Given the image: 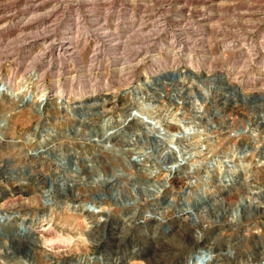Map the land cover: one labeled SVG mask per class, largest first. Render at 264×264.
Returning a JSON list of instances; mask_svg holds the SVG:
<instances>
[{"label": "rangeland", "instance_id": "374dc122", "mask_svg": "<svg viewBox=\"0 0 264 264\" xmlns=\"http://www.w3.org/2000/svg\"><path fill=\"white\" fill-rule=\"evenodd\" d=\"M33 17L32 30L46 35L22 48L20 22ZM0 35V80L18 70L15 85L26 67L49 69L39 110L0 99V208L24 203L21 217L41 218L31 253L13 238L21 217L0 224V264L31 254L36 264H185L195 237L218 248L209 257L197 250V259L207 254L199 264H232L235 250L242 258L233 264L263 256L264 0H0ZM75 35L80 51L86 44L81 63L58 54ZM42 41L53 46L40 59ZM127 107L159 123L127 127ZM242 213L247 220L228 223ZM42 227L66 241L42 248Z\"/></svg>", "mask_w": 264, "mask_h": 264}, {"label": "bare ground", "instance_id": "6f19581e", "mask_svg": "<svg viewBox=\"0 0 264 264\" xmlns=\"http://www.w3.org/2000/svg\"><path fill=\"white\" fill-rule=\"evenodd\" d=\"M167 3V2H166ZM12 4V3H11ZM218 4V3H217ZM17 5V4H16ZM213 5V4H212ZM92 6V5H91ZM23 7V6H22ZM78 7V6H77ZM34 8V7H33ZM51 8V7H50ZM218 8V7H217ZM9 9V8H8ZM124 9V8H123ZM48 10V9H47ZM106 10V9H105ZM189 10V9H188ZM208 10V9H207ZM92 11V10H91ZM104 12V11H103ZM219 12V11H218ZM119 13V12H118ZM46 14V13H45ZM107 15V14H106ZM131 16V15H130ZM32 17V16H31ZM107 17V16H106ZM134 17V16H133ZM79 18V17H78ZM41 19V18H40ZM43 19V18H42ZM46 19H48V18H46ZM97 19V18H96ZM119 19V18H118ZM128 19V18H127ZM167 19V18H166ZM85 20V19H84ZM83 20V21H84ZM90 20V19H89ZM162 20V19H161ZM9 21V20H8ZM38 21V20H37ZM43 21V20H42ZM104 21V20H103ZM140 22V21H139ZM34 17L33 18H27V19H23V20H21V22H20V28H22L23 30L22 31H19L18 30V32H19V34L17 33V36H18V38H17V42L19 43V44H17L18 46H20V47H26V48H28V47H31L32 45H33V43H35L36 41H37V39L39 38V36H40V38H44V37H42L43 35H46L45 33H46V31H47V28L46 27H44V26H41V29L39 30V31H37V30H35V31H33L32 30V26H34ZM44 23V22H43ZM6 24V23H5ZM125 24V23H124ZM4 25V24H3ZM81 25V24H80ZM80 25H79V27H80ZM103 25H105V24H103ZM131 25V24H130ZM135 26V25H134ZM163 26V25H162ZM169 26V25H168ZM204 26V25H203ZM79 27H78V30H79ZM98 27V26H97ZM104 27V26H103ZM106 27V26H105ZM139 27V26H138ZM141 27V26H140ZM158 27V26H157ZM83 28V27H82ZM116 28V27H115ZM4 29V28H3ZM95 29H97V28H95ZM107 29V28H106ZM140 29V28H139ZM180 29V28H179ZM105 30V29H104ZM103 30V31H104ZM138 30V29H137ZM183 30V29H182ZM28 31V32H27ZM84 31V30H83ZM82 31V32H83ZM107 31H108V29H107ZM110 31H112V30H110ZM187 31V30H186ZM94 32H95V30H94ZM146 32V31H145ZM194 32V31H193ZM70 33V32H69ZM76 33H78V32H76ZM81 32L79 31V35H77V37H79V40H82L81 39V37H82V35L80 34ZM107 33V32H106ZM109 33V32H108ZM107 33V34H108ZM106 34V35H107ZM115 34V33H114ZM135 34V33H134ZM144 34V33H143ZM177 34V33H176ZM50 35V34H49ZM74 35V34H73ZM85 35H86V33H85ZM193 35V34H192ZM1 36V35H0ZM67 36V35H66ZM176 36V35H175ZM76 37V35L75 36H70V37H68L67 38V41L66 42H61L60 44H59V51H61L62 53H60V52H58V54H63V53H67L68 52V55H70V57H75L76 58V60L77 61H79L80 63H81V60H82V48L84 49L85 47H86V44L85 45H83L82 46V48H81V51L78 49V46H77V43H79V40L78 39H76L75 38ZM102 37V36H101ZM107 37V36H106ZM5 38V37H4ZM55 38V37H54ZM65 38V37H64ZM83 38V37H82ZM203 38V37H202ZM118 39V38H117ZM125 39V38H124ZM83 40H85V39H83ZM82 40V41H83ZM106 40V39H105ZM104 40V41H105ZM107 40H108V38H107ZM137 40V39H136ZM192 40V39H191ZM202 40V39H201ZM15 41V40H14ZM51 42L52 41H54V39L53 40H50ZM65 41V40H64ZM77 41V42H76ZM81 41V42H82ZM110 41V40H109ZM119 41V40H118ZM194 41V40H193ZM244 41V40H243ZM10 42V41H9ZM43 42V41H42ZM105 42H107V41H105ZM112 42H113V40H112ZM190 42V41H189ZM188 42V43H189ZM7 43V42H6ZM85 43V42H84ZM136 43V42H135ZM8 44V43H7ZM42 44V46H41V51H39L38 53H36L35 54V56L37 57V58H42L45 54H46V52L48 51V49L51 47V46H53V43H46V41H44L43 43H41ZM99 44V43H98ZM107 44V43H106ZM109 44V43H108ZM107 44V45H108ZM117 44V43H116ZM122 44V43H121ZM201 44V43H200ZM9 45V44H8ZM11 45V44H10ZM79 45V44H78ZM113 45V44H112ZM111 45V46H112ZM151 45V44H150ZM189 45V44H188ZM6 46V45H5ZM100 46V45H99ZM98 46V47H99ZM111 46H109V47H111ZM114 46V45H113ZM112 46V47H113ZM133 46V45H132ZM191 46V45H190ZM195 46V45H194ZM120 47V46H119ZM139 47V46H138ZM137 47V48H138ZM208 47V46H207ZM252 47V46H251ZM123 48V47H122ZM253 48H254V46H253ZM51 50V49H50ZM98 49H96V48H94L93 50H92V55H91V57L93 58V59H95L96 58V56H97V54H98V51H97ZM163 50V49H162ZM171 50V49H170ZM203 50V49H202ZM174 52V51H173ZM51 53V52H50ZM206 53V52H205ZM116 54V53H115ZM67 55V54H66ZM263 55V54H262ZM34 56V55H33ZM34 56V57H35ZM48 56V55H47ZM204 56V55H203ZM130 57V56H129ZM58 58V57H57ZM32 59H33V57H32ZM35 59V58H34ZM51 59V58H50ZM240 59V58H239ZM75 60V59H74ZM73 60V61H74ZM123 60V59H122ZM248 60V59H247ZM43 61V60H42ZM36 62V61H35ZM141 62V61H140ZM77 63V62H76ZM79 63V64H80ZM238 63V62H237ZM39 64V63H38ZM47 64H48V62H47ZM137 64H139L138 62L136 63L135 62V64L134 65H137ZM30 65V64H29ZM48 65H50V64H48ZM49 67V66H48ZM96 67V66H95ZM122 67V66H121ZM36 68V67H35ZM126 68V67H125ZM18 69V68H17ZM102 69V68H101ZM242 69V68H241ZM48 68H45L44 70H42L41 72H37L36 70H34L32 67H26L25 69H24V73H23V75H22V77H21V79L17 82V84H13V81H14V78H15V76L17 75V73L19 72L18 70H14L13 72H12V74H10L9 75V77H5V78H3L2 80H0V99L2 98V99H6L7 100V102L8 103H16V104H19V106H24V105H26V106H28L30 109H37V110H39L40 109V107H41V105L42 104H44L43 102H45L46 100H47V96H48V94H49V92L47 91V88L45 87V85L43 84V80H44V76L46 75V74H48L47 72H48ZM88 70V69H87ZM114 71V70H113ZM60 72H62V71H60ZM90 72V71H89ZM110 73V72H109ZM20 74H22V73H20ZM168 76L170 75V77H172V76H176V74L174 73H169V74H167ZM61 76H62V74H61ZM94 76V75H93ZM124 76V75H123ZM20 77V76H19ZM118 77V76H117ZM122 77V76H121ZM127 78V77H126ZM161 78H165V77H161ZM217 78H218V81L220 82V84H222V85H224V87H225V90L227 91V89H229L230 87L229 86H227V84L225 83V76L223 75V76H220V75H218L217 76ZM82 79V78H81ZM160 78H156V80H159ZM71 81H73V79H70ZM125 80V79H124ZM130 81H131V79H130ZM70 82V81H69ZM131 83V82H130ZM54 84H56V86L58 87V88H60L59 86H60V84H59V82H57V83H54ZM129 84V83H128ZM147 83L146 82H141L140 84H139V86L141 87V88H143V87H146L147 85H146ZM123 85V84H122ZM148 85H150V82L148 83ZM229 87V88H228ZM34 90V91H33ZM142 91V90H141ZM112 92V91H111ZM208 92V91H207ZM56 96L59 98L58 99V102H60V104H61V107H63V106H65V103H66V101H65V99H64V97H66L64 94H63V92H61L60 90H58V91H56ZM106 95H107V93H105ZM189 94V93H188ZM111 95V94H110ZM179 95V94H178ZM144 100H146V99H144ZM158 102V101H157ZM190 102V101H189ZM176 103H178V102H176ZM171 104V103H170ZM186 104V103H185ZM60 107V108H61ZM93 107V105H87V106H85V108H86V110L88 109H90V108H92ZM95 107V106H94ZM79 109L81 108V106L80 107H78ZM123 108V107H122ZM173 108V107H172ZM200 108V107H199ZM198 108V109H199ZM76 109V108H75ZM82 109V108H81ZM141 110V109H140ZM133 110V109H130L129 107H127L126 108V110H125V114H124V118H123V120L121 121V123L122 124H124V125H126L127 127H131L132 125H137L139 128H140V130H146V129H149V130H154V126L155 125H157V123H159V122H157L158 120L156 119L155 120V116L154 117H152L150 114H147V112H145V110ZM152 110V109H151ZM170 110H172V109H170ZM173 111V110H172ZM180 111V110H179ZM89 112V111H88ZM72 113V112H71ZM124 113V112H123ZM73 114V113H72ZM91 114V113H90ZM75 117H77V116H75ZM80 117H82V115L80 116ZM144 117L146 118V119H148V120H145L144 121ZM78 119V118H77ZM82 119V118H81ZM80 119V120H81ZM108 119V118H107ZM108 121V120H107ZM200 121V120H199ZM93 122V121H92ZM167 124H169V123H167ZM171 124V123H170ZM1 125L2 124H0V127H1ZM160 126V125H159ZM92 127V126H91ZM105 130H110V129H119L120 130V128L119 127H117V128H114V127H111L110 125H107V124H105ZM125 128V127H124ZM135 129V128H134ZM81 130V129H80ZM125 130V129H124ZM149 132V131H148ZM156 132H158V131H156ZM105 133H107V131L105 132ZM118 132H116V133H114V135L115 134H117ZM161 134H159V136H160ZM88 136V135H87ZM113 137V136H112ZM123 137V136H122ZM153 137V136H152ZM158 137V136H157ZM182 137V136H181ZM180 137V138H181ZM108 138V137H107ZM110 138V137H109ZM161 138V137H160ZM179 138V135H173L172 136V140L173 141H169L170 143H172V142H174L176 139H178ZM166 139V138H165ZM106 141V140H105ZM147 141V140H146ZM192 141V140H191ZM162 142H164V141H162ZM169 143V144H170ZM196 143V142H195ZM201 143H203V142H201ZM74 144V143H73ZM162 144V143H161ZM174 144V143H173ZM177 144V143H176ZM190 145V144H189ZM91 146V145H90ZM185 146V145H184ZM71 147V146H70ZM85 147V146H84ZM99 147V146H98ZM97 147V148H98ZM164 147V146H163ZM189 147V146H188ZM200 147V146H199ZM131 148V147H130ZM183 148V147H182ZM169 149V148H168ZM196 149V148H195ZM185 150H187V149H185ZM194 150V149H193ZM96 151V150H95ZM162 151V150H161ZM167 151V150H166ZM77 152V151H76ZM185 152H187V151H185ZM185 152H184V154H185ZM190 152V151H189ZM87 153V152H86ZM162 153V152H161ZM40 154V153H39ZM181 154V153H180ZM195 154H197V155H199V154H202V151H198L197 153H195ZM80 155V154H79ZM183 155V154H182ZM190 155L191 154H189L188 155V157L190 158ZM203 155V154H202ZM195 155H192V157H194ZM200 156V155H199ZM134 157V156H133ZM180 158H182L181 159V161L182 160H185L186 159V156H185V158H183V156L181 157V156H179ZM197 157V156H196ZM119 158V157H118ZM148 158V157H147ZM126 159V158H125ZM149 159V158H148ZM197 159V158H196ZM132 160V159H131ZM145 160V159H144ZM144 160H142V161H144ZM193 160V159H192ZM198 160V159H197ZM232 161V160H231ZM231 161H230V163H231ZM186 162V161H185ZM200 162V161H199ZM202 162V161H201ZM154 163V162H153ZM197 163V162H196ZM146 164V162L144 161V165ZM188 164V163H187ZM192 164V163H191ZM195 164V163H194ZM233 164V163H232ZM139 165V164H138ZM193 165V164H192ZM191 165V166H192ZM149 166V165H148ZM186 166V165H185ZM199 166V165H198ZM143 167V166H142ZM2 168V167H1ZM176 168V167H175ZM201 168V167H200ZM233 169V168H232ZM175 170V169H174ZM181 170V169H180ZM179 170V171H180ZM229 170V169H228ZM154 171H155V169H154ZM168 172H169V174H171V172H172V168H169V170H168ZM151 173H154V172H151ZM181 173V172H180ZM185 173V172H184ZM6 174V173H5ZM168 174V175H169ZM173 174V173H172ZM151 175V174H150ZM26 177V176H25ZM242 182V181H241ZM244 183V182H243ZM251 184V183H250ZM112 186V185H111ZM22 188V187H21ZM20 188V189H21ZM112 188V187H111ZM253 190H255V189H253ZM249 191V190H248ZM256 191H258V189L256 190ZM260 191L261 190H259V192H257L258 194L260 193ZM163 192V189L161 190V191H159V192H157V193H162ZM254 194H257L256 192H253ZM21 194V193H20ZM19 196V195H18ZM258 196V195H257ZM1 197H5V194H3ZM77 197V195H73V196H71V199H77L76 198ZM18 198V197H17ZM10 199V198H9ZM15 199V198H14ZM18 200V199H17ZM52 200L51 199H48V198H45V200H44V202H45V204L44 205H51V202ZM14 202V201H13ZM16 202V201H15ZM54 203V202H53ZM52 203V204H53ZM74 203V201H65V206H63V207H69V206H72L73 208H74V210L75 211H78L77 210V206H75V205H72ZM10 205H11V202H10ZM9 204H6V203H3V205L1 206V208H0V224L1 223H9V222H11V221H13V220H15L17 217H21V212L22 211H25V210H27V208H29V206L27 205V204H24V203H19L18 202V204L16 203L15 205L13 204V205H11L10 206ZM138 208V207H137ZM259 208H260V206H259ZM135 209H136V206H135ZM244 209V208H243ZM246 210V209H245ZM244 210V211H245ZM255 210V209H254ZM262 210V209H261ZM245 213V212H244ZM250 213V212H249ZM253 213V212H252ZM264 213V212H263ZM221 214V213H220ZM254 214V213H253ZM44 215V214H43ZM251 215V214H250ZM94 217V216H93ZM244 217V219L245 220H247V216H244L243 215V213L242 214H238V215H236V217L235 218H232V219H230L229 221H228V223H233V224H235L236 226H238L239 225V222H240V220L242 219ZM45 219V215L44 216H42V219ZM160 219V218H159ZM164 220H166V219H164ZM37 221H41V218L40 217H38V219H36V220H30V217L28 216V214H24V216L23 217H21L20 218V220H19V226H18V228H17V233H15L14 235H13V238L14 239H25L23 242H22V245H26V247H27V252L29 253H31L32 251H33V249L36 247V245H37V239H35V235H37V234H39V233H37V234H33L32 232L33 231H30L31 229H32V224L34 223V224H36L37 223ZM159 222V221H158ZM161 223H163L162 221H160ZM160 222H159V224H160ZM106 223V222H105ZM128 223H129V221H128ZM128 223H126V224H128ZM223 223V222H222ZM104 224V223H103ZM164 224V223H163ZM162 224V225H163ZM215 224V223H214ZM37 225V224H36ZM221 226H224V225H222V224H220ZM241 225V224H240ZM127 226H129V225H127ZM158 226V225H157ZM134 227V226H133ZM234 227V226H233ZM245 228V227H244ZM204 229V228H203ZM208 229V228H207ZM206 229V230H207ZM211 229V228H210ZM47 229H45L44 227H42L41 229H40V231H41V234H42V236L43 237H45V236H48V234H46V231ZM192 230V229H191ZM38 231V230H37ZM205 231V230H204ZM208 231H209V229H208ZM22 232H24L23 234H22ZM96 233V232H95ZM197 233H198V231H197ZM93 234V233H92ZM199 234V233H198ZM219 234V233H218ZM191 236V235H190ZM198 236V235H197ZM192 237V236H191ZM199 238H200V236H198ZM243 239V238H242ZM190 242H189V246H190V256H189V258L187 259V261H186V263L185 264H199V259H204V261L207 259V254L206 253H204L205 255H203V256H201L200 258H198L197 259V257H195V252L197 251V250H204V251H207L208 252V257L211 255V254H213L216 250H218V248H217V246L215 245V244H211V245H209V243H207L206 244V242L208 241V239H206L205 241H203V242H199L200 240L198 239V238H189L188 239ZM199 240V241H198ZM11 241V240H10ZM227 245H229L230 247L231 246H233L232 245V243L231 242H227L226 243ZM8 247V246H7ZM25 247V246H24ZM51 248H59L60 246H59V244H57V245H52V246H50ZM191 247L193 248L192 250H191ZM229 249V248H228ZM233 249H234V247H233ZM264 249V248H263ZM255 250V249H254ZM183 252V251H182ZM189 252V251H188ZM233 252H235V256H234V258L233 259H227V257H226V259H227V262L229 263V262H231L232 264L233 263H235V262H238V260L240 261V259L242 258V256L241 255H239V253H238V251L237 250H235V251H233ZM165 253V252H164ZM163 253V254H164ZM177 253V252H176ZM176 253H175V255H176ZM202 253V252H201ZM259 253V252H258ZM9 254V253H8ZM170 254V253H169ZM262 254V253H261ZM16 255V254H15ZM172 255V254H171ZM263 256L262 257H258L257 259H256V262L255 263H253V264H264V253L262 254ZM32 256H33V254H31V256H30V259L26 262V264H36L35 263V261L32 259ZM6 257V256H5ZM173 257V256H172ZM4 258V257H3ZM50 258V257H49ZM2 259V258H1ZM48 259V258H47ZM169 259V258H168ZM7 260H8V258H7ZM170 260H172L171 259V257H170ZM170 260H166V261H164V262H158V263H156V264H171V261ZM10 261V260H9ZM7 262V261H6ZM55 262V261H54ZM206 262H207V260H206ZM2 263V262H1ZM11 264H13V263H11Z\"/></svg>", "mask_w": 264, "mask_h": 264}, {"label": "clouds", "instance_id": "9594fccd", "mask_svg": "<svg viewBox=\"0 0 264 264\" xmlns=\"http://www.w3.org/2000/svg\"><path fill=\"white\" fill-rule=\"evenodd\" d=\"M66 239L64 234L56 232L53 236H45L40 243L42 248L51 251L52 248L50 246L64 243Z\"/></svg>", "mask_w": 264, "mask_h": 264}]
</instances>
